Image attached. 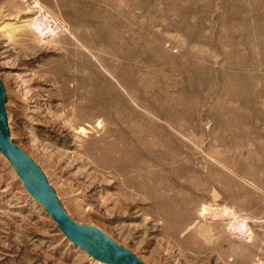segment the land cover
<instances>
[{"label":"rangeland","instance_id":"374dc122","mask_svg":"<svg viewBox=\"0 0 264 264\" xmlns=\"http://www.w3.org/2000/svg\"><path fill=\"white\" fill-rule=\"evenodd\" d=\"M0 80L73 220L145 264H264V0H0ZM0 264H107L1 153Z\"/></svg>","mask_w":264,"mask_h":264},{"label":"water","instance_id":"95a60500","mask_svg":"<svg viewBox=\"0 0 264 264\" xmlns=\"http://www.w3.org/2000/svg\"><path fill=\"white\" fill-rule=\"evenodd\" d=\"M4 101V87L0 80V153L10 161L25 190L46 210L63 235L74 246L103 263L145 264L101 229L80 224L68 215L40 166L11 139Z\"/></svg>","mask_w":264,"mask_h":264},{"label":"bare ground","instance_id":"6f19581e","mask_svg":"<svg viewBox=\"0 0 264 264\" xmlns=\"http://www.w3.org/2000/svg\"><path fill=\"white\" fill-rule=\"evenodd\" d=\"M43 19V18H42ZM225 208V207H224ZM222 209V210H220V208L219 209H208V208H206V207H202V209H201V214H209V216H214V217H216V216H224L225 214H228V215H230L231 214V212L229 213L228 211V213H226V210L225 209ZM225 213V214H224ZM228 215H226V216H228ZM208 216V215H207Z\"/></svg>","mask_w":264,"mask_h":264},{"label":"built area","instance_id":"2783aa9c","mask_svg":"<svg viewBox=\"0 0 264 264\" xmlns=\"http://www.w3.org/2000/svg\"><path fill=\"white\" fill-rule=\"evenodd\" d=\"M62 25H54L53 28L50 30L52 33L56 31V28H59Z\"/></svg>","mask_w":264,"mask_h":264}]
</instances>
